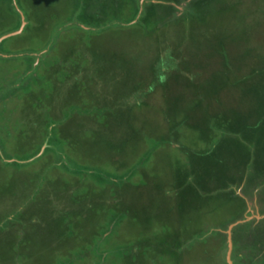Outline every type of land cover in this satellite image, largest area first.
<instances>
[{
  "label": "rangeland",
  "instance_id": "374dc122",
  "mask_svg": "<svg viewBox=\"0 0 264 264\" xmlns=\"http://www.w3.org/2000/svg\"><path fill=\"white\" fill-rule=\"evenodd\" d=\"M263 59L264 0H0V264H264Z\"/></svg>",
  "mask_w": 264,
  "mask_h": 264
},
{
  "label": "trees",
  "instance_id": "16d2710c",
  "mask_svg": "<svg viewBox=\"0 0 264 264\" xmlns=\"http://www.w3.org/2000/svg\"><path fill=\"white\" fill-rule=\"evenodd\" d=\"M137 11L138 10H135V12L137 13ZM263 61H264V59H263ZM256 63H254L253 65H255ZM242 67V66H241ZM254 67H256V65L254 66ZM240 68V67H239ZM243 68H244V66H243ZM260 72L262 71V73H264V63L262 64V66L260 65ZM250 77H251V75H250ZM244 78V77H243ZM241 79V78H240ZM249 76L247 75L246 76V78L245 79H243V81H245V82H248L249 83ZM259 79H260V83H261V87L260 86H257V89L255 88L256 87V84L255 83H252V84H250V87H247V88H245V90L249 93V91H251L252 89H256V93L258 92L259 94L260 93H262L263 95V98H264V75H262L261 77H259ZM252 80V79H251ZM235 83L234 84H237L238 82H242V81H238V78L234 81ZM249 86V85H248ZM261 102V101H260ZM261 104V106L262 105H264V103L263 102H261L260 103ZM261 106H259V105H257L256 104V106H255V108H253V107H249V109H250V111L251 112H254V115H253V118H254V120H251V121H249V123H253L256 119H257V123H256V125L260 128V130H261V134H262V139H261V141H263L264 140V112H262V111H259V109L261 108ZM242 108V107H241ZM250 111H249V114H250ZM248 119H251L250 117L248 118ZM263 126V127H262ZM243 128L245 129V130H247V128H249V130H253V129H251L250 128V126H249V124H245L244 126H243ZM254 128V127H253ZM252 134V133H251ZM253 135V134H252ZM248 137V136H247ZM252 137V139H250L249 137V139L251 140V142H253V139L255 138V135L254 136H251ZM264 144V143H263ZM239 146H240V144H239ZM246 147V146H245ZM236 150H237V148H236ZM249 152V151H248ZM237 154H239L238 152H236V155ZM255 155H257V153L255 152ZM257 157H259V156H257ZM261 158H264L263 156H261ZM257 158L255 157V167L256 166H259L260 164H262V163H260V160L257 162ZM242 161V162H241ZM241 161H238L237 162V165L236 164H233V163H231L230 165H229V167H232V171H234L233 169H240L241 168V166H243V170H245V169H247V166H246V164H247V158H245V162H244V160H243V157H241ZM241 164V165H240ZM249 164V163H248ZM234 167V168H233ZM253 172H251L250 174H252Z\"/></svg>",
  "mask_w": 264,
  "mask_h": 264
},
{
  "label": "water",
  "instance_id": "95a60500",
  "mask_svg": "<svg viewBox=\"0 0 264 264\" xmlns=\"http://www.w3.org/2000/svg\"><path fill=\"white\" fill-rule=\"evenodd\" d=\"M2 40V39H1ZM231 242V241H230ZM231 244V243H230ZM231 248V245L229 246Z\"/></svg>",
  "mask_w": 264,
  "mask_h": 264
}]
</instances>
